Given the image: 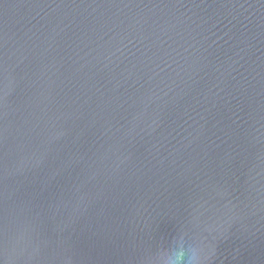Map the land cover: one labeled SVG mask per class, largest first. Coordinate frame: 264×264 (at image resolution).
Wrapping results in <instances>:
<instances>
[{
    "label": "water",
    "instance_id": "95a60500",
    "mask_svg": "<svg viewBox=\"0 0 264 264\" xmlns=\"http://www.w3.org/2000/svg\"><path fill=\"white\" fill-rule=\"evenodd\" d=\"M0 264H264V0H0Z\"/></svg>",
    "mask_w": 264,
    "mask_h": 264
}]
</instances>
